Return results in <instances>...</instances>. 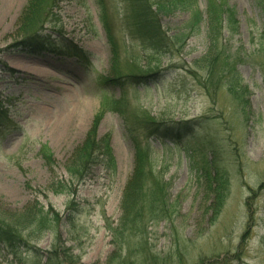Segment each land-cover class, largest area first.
Returning <instances> with one entry per match:
<instances>
[{
	"label": "rangeland",
	"instance_id": "1",
	"mask_svg": "<svg viewBox=\"0 0 264 264\" xmlns=\"http://www.w3.org/2000/svg\"><path fill=\"white\" fill-rule=\"evenodd\" d=\"M29 1L0 0V102L8 114L0 125V220L13 222L36 203L59 220L45 223L44 232L30 239L33 251L22 249L14 256L0 250V264H46L51 256L63 264H108L115 250L109 225L116 227L121 217L136 143L148 150L155 175L164 178L170 202L178 205L173 224L163 221L149 229L157 264H264V0H215L228 12L219 45L228 69L237 75L239 99L221 79L213 85L209 78L208 86L197 64L210 44L211 0H195L204 24L190 31L183 44L173 38L187 32L191 14L182 10L161 16L170 42L164 51L135 36L122 0H106L120 65L138 66L150 77L123 90L101 85V78L110 76L112 53L96 0H60L47 26L86 50L89 68L57 54L5 51L22 34ZM148 1L152 6L160 0ZM34 64L42 68L32 69ZM122 92L125 115L102 108L105 96L120 99ZM76 104L85 117L69 132L56 133V115ZM96 116H101L96 136L108 139L115 167L94 166L75 195L47 191L52 181L67 178L68 162L93 130ZM186 123L191 125L186 128ZM168 128L182 142L165 138ZM210 169H218L228 182L214 223L206 180ZM129 242L130 258L124 262L139 264Z\"/></svg>",
	"mask_w": 264,
	"mask_h": 264
},
{
	"label": "trees",
	"instance_id": "2",
	"mask_svg": "<svg viewBox=\"0 0 264 264\" xmlns=\"http://www.w3.org/2000/svg\"><path fill=\"white\" fill-rule=\"evenodd\" d=\"M122 1L127 5L125 19L129 28L143 44L149 45L156 51H164L170 45L169 38L166 36L167 34L162 30V15L182 10L191 14L186 29L187 32L176 35L173 38L181 44L189 38L190 31H198L202 24H204L202 12L195 0H160L152 6L148 0ZM96 2L100 10V21L106 32L107 42L112 53L110 76L101 78V85L105 87H118L123 90L124 86L128 83L146 84L150 78L149 73L141 72L138 66L131 67L128 70L122 68L120 65L119 43L110 21L106 0H96ZM59 3L60 0H30L27 10L22 15L24 16L23 21H21L22 34L5 51L22 52L36 56L57 54L59 56L74 58L78 64L89 68L91 66V55L87 51L79 48L68 38H65L63 33H58L54 28L47 27ZM153 7L156 9L154 10ZM230 12L232 15L231 10ZM227 13L220 6V3H216L215 0L209 2L206 21L210 44L208 45L206 56L199 60L197 64L201 66L199 69L207 75L206 84L208 86L211 85L209 78L215 81L213 85L217 84L221 79L224 85L229 86L230 93L234 98L239 99V94L235 88L237 75H234L235 70L231 72L232 69H228L230 63L224 59L225 50L219 45L222 40V31L225 30L224 24ZM235 23L233 19V24ZM104 98L102 108L105 111L108 110L125 115L122 108H126L127 104L124 100L123 92L120 99L109 96H105ZM6 120H8L7 111L4 110L3 104L0 102V125ZM100 121L101 116H96L93 130L88 134L84 143L76 148L72 158L69 160L66 169L67 178L52 181L46 188L47 191L54 195H75L77 188L88 177L94 166L104 162L115 167L108 139L98 140L96 136L95 129ZM190 125L191 123L184 124L186 128ZM174 131V129L168 128L164 131L163 136L165 138L170 137L175 142H182L179 134L175 137ZM44 152H46L45 147L42 148L41 154L45 155ZM46 159L50 162L52 157L48 156ZM206 176L208 194L213 198L212 204L209 207V211L211 212L210 222L214 223L224 207L228 192V182L224 174L218 173V169L216 172L213 169L208 170ZM251 194L252 198L255 197L253 192ZM177 206V203L170 202L169 185L167 182L162 176L155 175L148 150L145 151L140 144L136 143L135 167L123 192L121 217L116 227L109 225V230L112 233L111 243L115 246V250L108 264H128L124 261L130 258L129 245L131 242L129 241H133L134 245L133 243L132 245L136 249L135 263L140 260L139 264H157L158 258L153 256L152 249L148 244L149 229L152 225L163 221L173 224ZM14 219L16 220L13 222L0 220V250L5 249L10 255L14 256H17L22 249L33 251L35 248L30 245V239L35 238V235L39 231L41 233L44 232L47 226L45 223L49 222L51 224L59 220L56 214L45 213L43 208L38 206V203L16 214L11 220ZM250 229L251 223L248 224L246 235L249 234ZM26 232L30 235L27 234L26 236ZM58 249L57 246L54 254H58ZM58 258L57 256L54 258L51 256L46 264H63V262L58 261ZM181 258L182 256L178 257V260L180 261ZM35 264H41V262L36 260ZM130 264L133 263L131 262Z\"/></svg>",
	"mask_w": 264,
	"mask_h": 264
},
{
	"label": "bare ground",
	"instance_id": "3",
	"mask_svg": "<svg viewBox=\"0 0 264 264\" xmlns=\"http://www.w3.org/2000/svg\"><path fill=\"white\" fill-rule=\"evenodd\" d=\"M42 67L40 65H33L32 69L40 70ZM39 72V71H38ZM81 105L76 104L75 106L71 107L69 110H61L56 115V123L54 124V131L56 133H61L66 129L64 132H69L72 130L77 121L79 122L81 119L85 117V113H83L82 109L80 110ZM69 128V129H68Z\"/></svg>",
	"mask_w": 264,
	"mask_h": 264
}]
</instances>
